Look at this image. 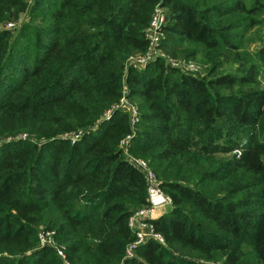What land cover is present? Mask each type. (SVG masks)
<instances>
[{
	"label": "trees",
	"instance_id": "trees-1",
	"mask_svg": "<svg viewBox=\"0 0 264 264\" xmlns=\"http://www.w3.org/2000/svg\"><path fill=\"white\" fill-rule=\"evenodd\" d=\"M157 5L161 46L206 74L160 56L126 67L147 51ZM262 11L264 0H0V25L26 15L0 29V264H264V43L243 49ZM127 138L171 199L149 220L163 242L131 257L129 218L149 202Z\"/></svg>",
	"mask_w": 264,
	"mask_h": 264
},
{
	"label": "built area",
	"instance_id": "built-area-1",
	"mask_svg": "<svg viewBox=\"0 0 264 264\" xmlns=\"http://www.w3.org/2000/svg\"><path fill=\"white\" fill-rule=\"evenodd\" d=\"M165 23L166 8L164 6L157 5L154 9V12L149 22V27L146 31V36L149 40V46L147 48V51L140 55L131 56L127 60L126 67L132 65L137 70H141L145 68L150 61L160 56L163 57L171 67L178 68L182 71L190 73H197L195 66H193L192 64H187L190 60H185L184 58H182L179 61H173L168 56H164L163 54L159 53L161 51V39L163 36L162 26ZM259 26L261 28L262 40H264V14L262 15V20ZM125 94L126 91L124 90L123 96L117 104V107H121L124 111L129 113L131 123L133 124L136 121V107L126 99ZM109 116L110 111H107L104 117L108 118ZM73 138L77 139L78 134H76ZM128 139L129 138H127L124 142L125 146L123 152L126 157L129 158L130 161L141 170V172H143L147 183L146 190L147 199L149 202L146 207L140 208L139 210L134 212L129 218V225L133 229L135 234L134 241L129 243L126 249L127 257H131L134 254L135 247L144 243L149 238H154L160 242H163L161 235L158 232L154 231L153 225L149 222V220L156 216L158 209L162 207H171V199L166 193L163 192L160 181L158 180L151 167L147 164V161L139 157H134L128 153L126 148V146H128ZM50 237V232L41 234V243L47 244L51 242Z\"/></svg>",
	"mask_w": 264,
	"mask_h": 264
},
{
	"label": "rangeland",
	"instance_id": "rangeland-1",
	"mask_svg": "<svg viewBox=\"0 0 264 264\" xmlns=\"http://www.w3.org/2000/svg\"><path fill=\"white\" fill-rule=\"evenodd\" d=\"M264 14V11L261 12V14H259L260 16ZM26 20V15L25 14H21L20 18L17 20H12V21H6L3 24L0 25V29L1 28H8V29H13L14 27H16V25H18L21 21H25ZM16 29V28H15ZM16 31V30H15ZM162 39L165 35V32L162 31ZM262 35H261V28L260 26H255L253 28H251L248 32L247 35L244 38V43H243V49L246 51H255L258 49L259 45L262 43H264L261 39ZM161 39V41H162ZM249 39H251L250 42ZM161 51L159 53L163 54L164 56H168L171 60L176 61V60H180L182 59L181 55H173L169 50L164 49L161 46ZM172 54V55H171ZM187 64H192L193 66H195L196 70L198 73H203L206 74V68L208 65H205L204 63H202L200 61L199 58H195V59H191ZM225 69L229 68V64H225L224 65ZM259 83H258V87L259 88H264V77H259L258 78ZM234 151H240V149H234ZM157 215V214H156Z\"/></svg>",
	"mask_w": 264,
	"mask_h": 264
},
{
	"label": "crops",
	"instance_id": "crops-1",
	"mask_svg": "<svg viewBox=\"0 0 264 264\" xmlns=\"http://www.w3.org/2000/svg\"><path fill=\"white\" fill-rule=\"evenodd\" d=\"M171 207H162L160 209L157 210V215L155 217H157L158 215L162 214V213H165V212H168L170 210Z\"/></svg>",
	"mask_w": 264,
	"mask_h": 264
}]
</instances>
